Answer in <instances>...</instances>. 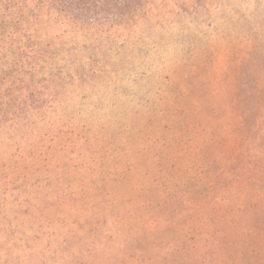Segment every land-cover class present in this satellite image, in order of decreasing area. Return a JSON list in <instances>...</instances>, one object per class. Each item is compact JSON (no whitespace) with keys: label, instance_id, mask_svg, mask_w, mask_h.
Instances as JSON below:
<instances>
[{"label":"rangeland","instance_id":"obj_1","mask_svg":"<svg viewBox=\"0 0 264 264\" xmlns=\"http://www.w3.org/2000/svg\"><path fill=\"white\" fill-rule=\"evenodd\" d=\"M124 6L101 10L124 27L87 50L102 72L27 109L21 126L5 122L0 160L26 158L28 173L59 170L55 160L67 157L88 162L58 182L81 194L59 218L84 230L76 235L92 231L96 250L84 264H164L174 249V264H186L187 251L188 264H264V164L248 181L237 171L264 147L253 143L264 114V0Z\"/></svg>","mask_w":264,"mask_h":264},{"label":"trees","instance_id":"obj_2","mask_svg":"<svg viewBox=\"0 0 264 264\" xmlns=\"http://www.w3.org/2000/svg\"><path fill=\"white\" fill-rule=\"evenodd\" d=\"M113 4L125 8L124 0H0V127L14 120L21 126L27 109L38 108L45 98L56 102L60 93L79 87L102 72L101 68H95L96 60H90L94 54L87 50L92 49V40L123 29L124 26L116 28L106 22L101 14L103 8ZM20 23L24 26L19 27ZM256 50H260L258 44ZM260 54L263 58L264 53ZM120 61L114 67L121 70L125 65ZM54 76L62 80L58 87L50 86V78ZM251 82L255 84L253 79ZM12 87L20 90V101H13L9 94ZM260 125L264 126V114L254 126L257 138L253 143H261L259 147L264 143ZM40 140L41 136L36 143ZM241 159L237 171L243 170L248 181L252 175L247 171H252L254 163L264 164V147L244 154ZM81 161L77 164L70 157L57 159L58 166L64 162L59 170L48 172L45 165L36 164L35 170L28 173L21 170L26 158L0 160V264H84L82 258L94 254L96 244L86 237L92 231L76 235L84 230L73 231V225L59 218L64 208L81 196L69 188H59L58 182L67 179L62 171L71 167L81 170L88 164ZM90 190L91 185L81 192ZM122 247L115 249L119 251ZM186 254L188 264L190 254L188 251ZM177 257L178 251L174 249L164 264H174Z\"/></svg>","mask_w":264,"mask_h":264}]
</instances>
